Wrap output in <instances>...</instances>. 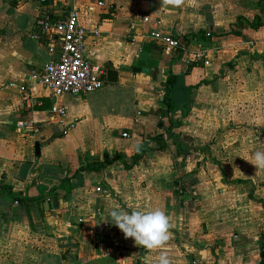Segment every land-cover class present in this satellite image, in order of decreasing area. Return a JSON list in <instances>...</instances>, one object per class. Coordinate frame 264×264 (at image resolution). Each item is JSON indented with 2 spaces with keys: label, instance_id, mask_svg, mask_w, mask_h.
Returning <instances> with one entry per match:
<instances>
[{
  "label": "crops",
  "instance_id": "obj_1",
  "mask_svg": "<svg viewBox=\"0 0 264 264\" xmlns=\"http://www.w3.org/2000/svg\"><path fill=\"white\" fill-rule=\"evenodd\" d=\"M162 2L0 0V264H158L162 251L169 264H264V168L249 162L264 151V0H181L158 11ZM71 7L100 33L87 37V57L111 64L117 79L53 96L30 75L59 42L37 15L54 22ZM154 30L191 49L201 40L208 62L186 63ZM144 47L161 48L157 67L135 71ZM55 105L66 109L63 124L50 120ZM27 118L33 131H19ZM113 205L163 210L164 248L125 238L107 216Z\"/></svg>",
  "mask_w": 264,
  "mask_h": 264
},
{
  "label": "built area",
  "instance_id": "obj_2",
  "mask_svg": "<svg viewBox=\"0 0 264 264\" xmlns=\"http://www.w3.org/2000/svg\"><path fill=\"white\" fill-rule=\"evenodd\" d=\"M42 3L46 0H40ZM101 4V3H99ZM92 10V7H89ZM40 27L50 36H57L56 40H50L48 50L51 57L44 64L40 72L31 71V78L50 91L53 96L61 94L84 95L97 91L106 83V70L101 65L90 61L86 55V39L89 35L99 37L98 29H89L79 22V10L77 8L67 9L61 18L54 22L50 21L47 11L38 13ZM143 21L148 18L143 17ZM149 36L160 41L163 46L179 52L180 57L186 62H208L205 47L198 42L197 48L191 49L180 37L162 33L154 30ZM210 37V33H206ZM66 114L65 107L53 106L50 108V120L63 124ZM35 121L31 118L19 119L17 127L21 132L33 131ZM74 123L70 124V127ZM123 136H127L123 133ZM97 190H100L97 188ZM180 190V189H179ZM17 203V201H14ZM105 225L104 227H106Z\"/></svg>",
  "mask_w": 264,
  "mask_h": 264
},
{
  "label": "clouds",
  "instance_id": "obj_3",
  "mask_svg": "<svg viewBox=\"0 0 264 264\" xmlns=\"http://www.w3.org/2000/svg\"><path fill=\"white\" fill-rule=\"evenodd\" d=\"M181 0H163L158 11L168 5H179ZM255 168H264V151H256L249 161ZM111 223L115 224L125 238H132L137 246L148 250L163 249L169 239L170 220L166 213L159 209L133 208L125 211L119 205H113L107 213ZM158 264H169L164 252H161Z\"/></svg>",
  "mask_w": 264,
  "mask_h": 264
},
{
  "label": "trees",
  "instance_id": "obj_4",
  "mask_svg": "<svg viewBox=\"0 0 264 264\" xmlns=\"http://www.w3.org/2000/svg\"><path fill=\"white\" fill-rule=\"evenodd\" d=\"M237 25L239 26V27H244L245 26V24L243 23V20L242 19H238V21H237ZM171 80H168L167 82H166V94H165V102H166V104H167V109L168 110H170V112H173L174 110H176V107L173 105V103H172V99H171ZM185 112H186V108L185 109H183V114H185ZM180 124V122L179 121H177V120H173L172 122H171V124H170V127H176V126H178ZM181 137H182V139L183 140H185V141H182V142H184V145L182 146L183 147V150L182 149H178L177 150V152L178 153H180V154H182L183 156H185L186 155V152H185V150H184V148L186 147V143H187V141L186 140H190V137H188L187 135H185V134H181L180 135ZM154 138L157 140V141H159V143L161 144V140H162V136L161 135H155L154 136ZM138 148V150H136V152H135V154L134 155H132L131 157H130V161L127 163V166L128 167H132L133 165H135L136 163H137V161L140 159V157H141V151H140V147H137ZM159 148L160 149H163L164 148V146L163 145H160L159 146ZM115 157H117V156H115ZM105 163H100L99 164V166L100 165H104ZM261 261L263 262L264 261V253H262L261 252Z\"/></svg>",
  "mask_w": 264,
  "mask_h": 264
},
{
  "label": "water",
  "instance_id": "obj_5",
  "mask_svg": "<svg viewBox=\"0 0 264 264\" xmlns=\"http://www.w3.org/2000/svg\"><path fill=\"white\" fill-rule=\"evenodd\" d=\"M160 47H144L141 52L138 53L136 58V69L135 71H140L141 67L156 68L158 64V55L153 53L155 51H160ZM159 74V69H158ZM117 79V71L111 68V64H108L106 71V80L114 82ZM170 136V133L169 135ZM40 143H35V152L38 154Z\"/></svg>",
  "mask_w": 264,
  "mask_h": 264
}]
</instances>
